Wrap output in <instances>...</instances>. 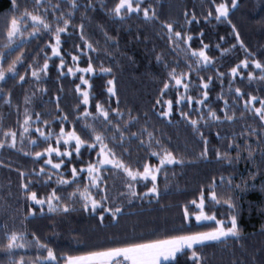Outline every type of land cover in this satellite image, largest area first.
Segmentation results:
<instances>
[{
  "label": "snow or ice",
  "instance_id": "obj_1",
  "mask_svg": "<svg viewBox=\"0 0 264 264\" xmlns=\"http://www.w3.org/2000/svg\"><path fill=\"white\" fill-rule=\"evenodd\" d=\"M10 3L17 15L10 19V26L6 25V37L0 44V97L3 98V103L9 107L12 106V91L7 87L9 80H14L21 86L29 77L34 84L45 82L44 78L48 76L50 69L49 61H52L53 58L58 59L56 68L59 76H72L79 80L75 87V92L79 94V102L76 106L74 121H70L67 114H62L59 95L48 101L54 105L55 112L59 117L58 132L54 133L52 129L56 120H52L50 124L49 120L42 118V114L39 112H35V118H33L27 107L24 110L25 118L21 125L22 134L19 138L17 131L0 130L3 136V139H0V150H18L24 156L31 157L34 162L41 164L38 170L33 168L30 172L17 169L20 178L19 187L23 190L25 200L31 201L32 205L28 215L32 217H36L38 214L43 215L46 207L48 213L57 215H67L76 211L96 214L100 223L105 222V214L109 221L118 220L124 213V208L119 204L108 203L110 197L104 175L105 172L112 170L122 173L126 178L123 187L127 191L121 190L119 197H123L128 204L133 202V198L147 199L149 202L152 199L158 200L161 195L158 181L163 176L167 186L169 166L184 167L194 161L177 158L173 151L168 150L159 140L155 139L147 127L141 128L139 132H130L128 125L135 126L139 123V117H133L131 112H128V120L123 124L124 130H122L121 123L116 121L123 122L125 114L120 111L115 79H108L106 82L108 100L105 103L109 104V107L106 108L98 101L94 102L91 95L93 84L90 81L91 77L97 75V67L94 66L92 56L88 53L97 52V49L90 40L85 38L83 22L75 27L72 25V21L78 13H82L81 19L87 22L88 13L96 11L92 0H56L55 3H52L51 0H48V3H45V0H24L23 9L18 0H10ZM29 3L32 4L33 10L28 9ZM209 3L210 6L206 9L203 17L204 22L209 23L214 20L229 25L231 35L235 40L231 48L235 49L238 46L244 51L245 57L231 67L228 73L216 69V61L209 55L211 46L204 43V31H199L196 36L189 34L193 23L199 25L201 21L197 19L195 11L191 13L185 11L183 13L184 24L176 25L178 30H174L172 22H165L162 27L166 30V38L172 45V50L184 53L186 58L184 67L187 71L178 72L179 64L177 67H169L161 56H156V61L167 70V79L162 81V87L158 93L160 98L156 99L154 104L160 107L159 115L165 118H172L176 107L180 106V119L190 125L192 132L199 137L200 151L196 159L206 160L209 158L210 144V140L206 138V131L210 129L212 122L232 123L237 121L236 110L240 107L239 102H242L240 119H243L246 113H250L254 118H259L257 126L246 125L239 133H233L230 140L228 136L216 132L217 143L222 146L214 148L213 155L221 164H227L230 167H235L241 162H251L257 171L255 173L250 171L249 179L255 181L257 176L261 175V166H264V98L242 91L239 87L233 88L230 83L227 91L230 94L234 93L231 103L223 94L216 98L223 101V107L219 109V112L222 113L220 115L208 106L211 103L209 91L213 77L208 76L205 80L200 72L209 69L215 71L216 80L222 86L225 75L229 76L231 81L239 78L240 81L247 79L248 81L264 82V62L257 59L249 50L236 25L232 23L231 15L234 10L240 11L245 8L246 0H209ZM99 6L101 9L109 8V4L105 0H99ZM260 9H264V0H255L251 11ZM108 14L121 22H124L132 14H142L145 22L155 23L159 20L151 0H118L111 6ZM260 24L264 28V17L261 18ZM77 32L81 44H73L72 47L78 54L67 53L71 64L75 67L67 66L65 53L62 52L64 44L62 36L68 39ZM104 35L107 37V33ZM41 39L47 42L32 57V62L25 66L23 74H20L18 66L25 64L24 49L26 45L24 41H39ZM107 39L111 40L112 38L107 37ZM225 39L224 36L219 37L220 41ZM194 40L199 42L198 49H194L192 46ZM116 44L118 41L113 42L114 46ZM14 45L16 47H13ZM85 48L88 50L87 52L84 51ZM215 48L220 49L221 44L216 43ZM47 50H50L51 55ZM228 51L230 49H224L221 51V55H225ZM41 54L42 63L39 59ZM81 56L86 57L85 67L78 66ZM5 61H10L6 69ZM99 73L111 74L112 68L104 67L101 64ZM194 79L195 85L192 83ZM81 85L85 88L82 89ZM60 90L62 91V86ZM47 92L48 89L44 87L34 88L31 95L24 97V105H31L37 93L45 96ZM169 93H172L173 98L164 99ZM114 97L116 98L115 107H112L111 100ZM194 105H199L200 109L195 108ZM204 107H207V112L201 110ZM90 108L92 111H89ZM184 109H189V111ZM17 111L19 112V108ZM44 115L50 117L52 113ZM193 115L196 118H192ZM89 120L99 123L107 131L115 129L118 135L106 136L104 131H98L93 123H88ZM17 123H20L19 120ZM65 123L72 124L71 130H65L63 126ZM78 123H83L80 132L76 127ZM43 129H48V131ZM125 131L129 132L128 137L125 136ZM30 133L38 134L37 138L32 139ZM145 135L148 138L147 142L142 138ZM131 137H135L140 145L149 149V156L156 158V164L145 162L133 168L121 157H118L113 148L109 147V144H118L123 147L125 140L130 142ZM224 141L229 142L224 144ZM18 142L21 145L19 149H17ZM26 144L31 145L32 148L24 150ZM153 144L159 146V151L153 150ZM36 148H42V150L36 151L34 150ZM82 149L89 155L87 161L83 159ZM233 149L235 150L234 156L232 155ZM124 151L127 152V149L125 148ZM257 155L260 157L258 163L255 159ZM93 156L95 159L91 158ZM74 160L79 161V164L74 163ZM67 166H70L68 167L70 179L61 172ZM0 167H6V165L0 164ZM84 178H87V184L82 183ZM33 181L47 185L50 191L40 194L38 191L32 190ZM50 182H53L55 187ZM140 185H143L147 190L142 193L137 191V187ZM68 187L73 190L68 192ZM218 187L225 188L229 194L227 196L219 194ZM260 188L261 191H264V180L261 181ZM93 189L99 194V198L92 194ZM237 190H249L247 181L241 178V183H235L232 176L221 175L218 182L213 177L206 186L198 189L195 199H191L183 206L180 227L184 228L185 225H191L194 222L197 225L205 226L207 230L188 231L170 239L130 242L124 246L91 251L87 255H68L58 258L56 251L49 247L48 243L43 242L35 232L26 231L23 224L18 231L9 229L5 225L4 242L0 243V253H3L5 257V264H176L178 254L187 256L192 264H206V257L201 254L204 246L226 245L230 239L234 243L242 239L238 223L239 205L231 195ZM60 192H64L65 195H61ZM216 206H226L225 218H218ZM98 210L104 214H100ZM26 219L27 217H25ZM240 247L243 248L244 245L241 244ZM30 248L39 251L40 255L26 257V255L20 254V250H24L26 253ZM259 252V256L255 251L253 252L249 264H264V247ZM233 264H243V262L234 261Z\"/></svg>",
  "mask_w": 264,
  "mask_h": 264
},
{
  "label": "trees",
  "instance_id": "obj_2",
  "mask_svg": "<svg viewBox=\"0 0 264 264\" xmlns=\"http://www.w3.org/2000/svg\"><path fill=\"white\" fill-rule=\"evenodd\" d=\"M21 8H24V0H18ZM55 3L56 0H51ZM96 6V11L88 13L87 22L81 19L82 13H78L72 25L75 27L79 23L85 24V38L93 43L97 52L88 53L92 56V62L97 67V75L91 77L93 89L91 95L94 102H100L109 107L105 103L108 100L106 92L107 80L115 79L118 98L120 100V111L125 114L124 121H116L123 124L127 123L128 112H131L133 117H139V123L135 126L128 125L130 132H139L143 127H147L153 133L156 140H159L165 148L177 156L186 160H193L191 164L184 167L170 166L168 173L167 186L164 183V178H159V186L161 190L160 198L152 199L149 202L147 199L139 200L133 198V202L128 204L123 197H119L121 190L127 191L123 187L124 179L122 173L115 170L104 173L107 183V191L110 197L109 204H119L124 208V213L118 220L109 221L105 214V222L100 223L96 214L88 212L76 211L67 215H57L55 213L44 212L43 215L32 217L28 215L32 205L28 202L9 199L10 206L16 211L24 209L23 213H19V221L21 226L28 232H35L40 236L43 242L48 243L49 247L53 248L58 258L63 256H82L87 255L91 251L105 250L108 247L124 246L130 242H148L152 240L170 239L175 235L185 234L188 231L207 230L205 226L197 225L194 222L191 225L180 227L182 208L191 199H195L198 195V189L206 186L210 179L215 177L219 182L221 175L225 177L232 176L235 183H241V178L247 181V191H235L231 193L239 205L238 223L242 233V239L239 242H233L231 239L226 245H207L201 250V254L206 257V264H233L234 261H242L243 264H249V260L253 252L259 256V250L264 247V191H261L260 184L264 180V166H261V175L257 176L255 181L249 179V172L255 173L256 167L251 162H241L235 167H230L227 164H221L213 155V150L216 147H221L217 143L215 136L216 132L221 135H226L231 138L233 133H239L246 125L252 127L257 126L258 117L254 118L250 113H246L243 119H240L242 102H239L240 107L236 110L238 117L237 121L232 123L212 122L210 129L206 131V138L210 140L209 158L206 160H198L200 142L199 137L192 132L190 125H187L180 119L179 107H176L172 118H165L159 115L161 109L154 104V101L159 97L158 93L162 87V81L167 79V70L161 63L156 61V56H161L164 63L169 67H177V71H187L184 67L185 55L181 51H173L172 45L166 38V30L162 27L165 22H172L174 30L176 25L184 24L183 13L185 11L191 13L195 11L197 19L201 21L199 25L193 23L189 34L196 36L199 31H204V43L210 44L209 55L216 61L215 68L220 72L228 73L230 68L235 66L245 57L242 49H232V43H235L231 35V27L225 23L211 21L204 22L206 9L210 6L209 0H151L152 7L155 8L159 20L155 23L145 22L142 14H132L127 17L124 22L113 19L108 13L111 6L118 0H105L109 4L108 9H101L99 0H92ZM48 3V0H45ZM255 0H246V7L240 11H235L231 15L232 23L236 25L237 30L241 34L245 45L250 51L264 62V28L261 27L260 20L264 17V9L251 11ZM64 6V5H62ZM29 10H33L31 3L27 5ZM17 15L16 10L12 8L10 0H0V44L6 37V25L10 26V19ZM107 37H111L109 40ZM224 36L226 39L220 41L219 37ZM62 52L65 53L67 66H71L70 57L67 53L78 54L72 47L73 44H81L78 32L74 33L70 38L65 39ZM114 41L118 44L113 45ZM46 40L24 41L25 64L18 66V71L23 74L25 66L32 62V57L38 52L40 47H43ZM220 43L221 48L216 49L215 44ZM194 49L199 48V42H192ZM16 47V46H15ZM230 49L225 55H221V51ZM51 55L50 50H47ZM85 52L88 50L85 48ZM14 59V57H12ZM42 63V54L39 57ZM10 61H5L4 67ZM190 62V61H189ZM50 69L45 82L34 84L30 77L26 78L23 86L16 83L14 80H9L8 89L12 91V106L9 107L3 103V98L0 97V130H13L20 132L21 125L24 120L25 107L28 108L29 114L35 112L42 114V118H47L49 123L56 120V124L52 125L53 132H58L59 117L55 112V107L50 98L59 95L61 98L60 107L63 110L62 114H67L70 121L75 119L76 106L79 102V94L75 92V87L79 80L72 76L61 77L58 75L56 65L58 59L53 58L49 61ZM111 67L112 73L103 75L99 73V65ZM79 66H86V57L81 56ZM79 75V74H78ZM201 76L213 77V83L210 86L209 98L211 103L208 105L213 111H217L223 107V101L217 100V96L223 94L226 99L234 98V93H228L229 84L233 88L239 87L242 91L251 93L264 98V82L259 81H240L237 78L231 81L230 77L225 75L223 86L216 80V72L204 70L200 72ZM195 85V79L192 81ZM15 85V87H13ZM62 86V91L60 90ZM44 87L48 89L47 95L41 96L39 93L33 98L31 105L25 106L23 101L26 95H31L34 88ZM194 91V90H193ZM198 95V94H196ZM172 93L165 96L164 99H172ZM115 97L111 100V106L115 107ZM258 106V105H257ZM83 107V105H81ZM200 109L199 105H194ZM19 108V112L17 111ZM189 111V109H184ZM207 112V107L201 109ZM89 111H92L90 108ZM46 113L52 115L45 116ZM147 113V116H145ZM192 118H196L194 115ZM19 120V124L17 121ZM88 123H93L98 131H104L106 136L118 135L115 129L110 131L105 130L99 123L91 120ZM66 131L71 130L72 124L65 123ZM43 127V126H41ZM77 131L80 132L83 128V123L76 124ZM48 131V129H44ZM204 130V129H202ZM2 131H0V139H3ZM83 135V134H82ZM38 134L32 133V137L36 139ZM125 136H129V132L125 131ZM147 142V136L142 137ZM229 141H224L226 144ZM39 143V141H38ZM21 146L19 145V148ZM109 147L121 157L125 163L136 168L145 162L156 164V158L149 156V149L142 146L135 137L125 140L123 147L118 144H109ZM32 146L25 145L24 150H29ZM127 149V152L124 149ZM36 151L42 148L34 149ZM153 150L159 151V146L153 144ZM83 159L87 161L89 155L82 150ZM232 155H235V150H232ZM246 155V154H245ZM95 159V157H91ZM257 163L260 160L259 155L255 157ZM74 163L79 164V161L74 160ZM0 163L6 165L0 169V184H8L10 190L13 189L14 194L21 191L19 187L20 178L17 174V169L20 171L30 172L33 168L36 170L41 166L40 162H34L31 157H26L22 152L13 149L2 150L0 154ZM64 170H68L66 167ZM174 173V174H173ZM66 178H71L69 174ZM55 180V177H54ZM19 182V184H18ZM52 186L55 187L53 182ZM87 184L85 178L82 181ZM32 190L44 194L50 189L43 183H35ZM19 188V189H18ZM73 190L68 187L67 191ZM147 190L140 185L137 191L141 193ZM95 196L99 198V194L92 190ZM218 193L227 196L229 193L223 187H218ZM24 193H22L23 195ZM65 195L64 192H60ZM119 197V198H118ZM218 208V218H225L227 213L226 206H216ZM100 214H104L98 210ZM23 215V216H22ZM25 217L27 219L25 220ZM5 218H0V243L4 242L5 225L9 228L11 224ZM18 224V223H12ZM9 225V226H8ZM30 238V237H29ZM244 247L241 248L240 245ZM187 251V250H186ZM20 254L26 257H35L40 255V252L34 248L28 249L25 253L20 250ZM0 264H5V257L0 253ZM176 264H192L187 256L178 254Z\"/></svg>",
  "mask_w": 264,
  "mask_h": 264
},
{
  "label": "rangeland",
  "instance_id": "obj_3",
  "mask_svg": "<svg viewBox=\"0 0 264 264\" xmlns=\"http://www.w3.org/2000/svg\"><path fill=\"white\" fill-rule=\"evenodd\" d=\"M13 47H15V45ZM71 66L75 67V65H71ZM81 88L84 89L85 86L81 85ZM21 134H22V127H21L20 132H18V138H19V136ZM30 135H31V138L34 139L32 137V133H30ZM25 139H27V137H25ZM19 145L20 144L18 142L17 149H19ZM29 146H31V145H29ZM1 152H2V150H0V154H1ZM67 167H70V166H67ZM0 169H1V167H0ZM64 169H62L61 172L66 177V175L68 174V170H64ZM85 180L87 181V178H85ZM18 184H19V182H18ZM93 191H95V189H93ZM22 193H23V190L21 189V191L16 192V194H14L13 189L10 190V187L8 186V184L2 185V186L0 184V218L1 217L2 218H5L6 217V219L10 222L9 224H11L10 226L8 225L9 226V229H12V230H17V231L20 230V228H19V226H20L19 225L20 224V221H19V213H23L24 212V209H21V210L18 209V210L15 211L10 206V202H9L10 200L9 199L13 198L12 200H16V201L19 200V201L25 202L26 200L24 198V194L22 195ZM92 194L95 195V193H92ZM28 202L31 204V201H28ZM46 211H47V209L45 207V212ZM12 223H18V224L16 225V224H12Z\"/></svg>",
  "mask_w": 264,
  "mask_h": 264
}]
</instances>
